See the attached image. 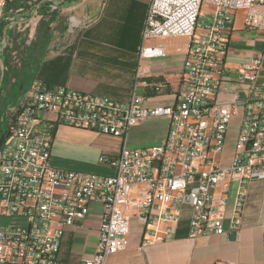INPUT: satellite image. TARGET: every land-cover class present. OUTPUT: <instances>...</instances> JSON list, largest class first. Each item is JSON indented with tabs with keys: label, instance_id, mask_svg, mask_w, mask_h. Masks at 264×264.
<instances>
[{
	"label": "built area",
	"instance_id": "obj_1",
	"mask_svg": "<svg viewBox=\"0 0 264 264\" xmlns=\"http://www.w3.org/2000/svg\"><path fill=\"white\" fill-rule=\"evenodd\" d=\"M9 1L0 0L6 30H28L33 37L26 18L20 17L15 25L12 14H3ZM50 9L57 10L58 5L51 4ZM240 10L247 29H264V0H150L138 59L163 57L165 48L159 39H188L180 89L170 104L145 106V98L135 89L127 98L115 99L33 78L14 110L1 107L0 125L8 133L0 144V218L24 219V223L0 224V264H68L60 254L64 228L83 221L92 204L101 208L95 250L79 264H104L108 255L124 247L132 207L148 236L143 244L171 239L183 206L190 209L191 237L221 235L226 233L224 208L233 190L231 228H237L246 184L264 179V52L239 69L245 98L234 96L224 104L214 100L216 75ZM55 26V20L48 22L49 30ZM82 28L76 19H69L65 38ZM13 41L6 32L1 36L0 65L3 56L17 59ZM256 90L259 95L253 97ZM239 108L243 114L235 150L230 164L221 166L214 157L223 149ZM159 116L168 118L161 142L138 148L125 145L130 128L140 119ZM60 125L121 139L116 152L97 157L111 172L54 166L52 144ZM137 187L138 195L133 197Z\"/></svg>",
	"mask_w": 264,
	"mask_h": 264
},
{
	"label": "crops",
	"instance_id": "obj_2",
	"mask_svg": "<svg viewBox=\"0 0 264 264\" xmlns=\"http://www.w3.org/2000/svg\"><path fill=\"white\" fill-rule=\"evenodd\" d=\"M35 0H19L31 4ZM150 0H72L59 4L54 20V30L48 28V41L42 29L31 59L36 67L34 79L51 85L68 86L78 90L115 99H125L135 89L144 98L145 106L166 105L174 102L181 85L182 61L188 48V39L174 36L159 39L164 48L163 57L138 59L137 52L146 10ZM21 9V7L19 8ZM26 11L23 10V12ZM21 12V11H20ZM12 14L14 24L20 17L29 22L37 21V12ZM76 19L86 29L78 45L69 51L63 49L65 28L69 19ZM244 13L237 11L228 38L214 100L230 103L234 96H247L246 86L238 82L239 69L257 54L264 52V29L249 30L244 26ZM7 20L0 12V25ZM71 39H74L71 38ZM54 42L51 45V42ZM145 82V84H144ZM259 90L253 97L259 95ZM241 108L232 117L223 149L216 154L215 162L228 166L235 150V143L242 122ZM168 118L145 117L133 125L125 145L130 148L155 145L166 134ZM104 135V134H102ZM109 145L102 146V153L116 152L122 141L104 135ZM57 133L52 144L51 162L57 163L62 152ZM112 143V144H111ZM99 154V155H100ZM106 167V166H105ZM111 172L109 168L106 167ZM139 188L132 190L136 197ZM234 191L229 193L224 208L225 234L189 235L190 209L183 206L174 236L143 244L144 225L134 215L132 207L130 232L122 249L107 256L104 264H264V179L246 184L245 197L239 223L233 221ZM101 208L92 204L88 216L72 226H66L61 239L60 254L68 264H79L82 258L93 255Z\"/></svg>",
	"mask_w": 264,
	"mask_h": 264
},
{
	"label": "rangeland",
	"instance_id": "obj_3",
	"mask_svg": "<svg viewBox=\"0 0 264 264\" xmlns=\"http://www.w3.org/2000/svg\"><path fill=\"white\" fill-rule=\"evenodd\" d=\"M38 22L39 20H33L29 22L31 33L33 35L31 38H29L28 30H26V32L10 31L14 37L12 48L17 50V59L15 57L9 56H7L9 59L6 58L8 70L10 71L9 83L6 87V93L10 94V96H13L14 93L18 91L15 86L23 78V73H25V59H27V53L30 54L29 57L31 58L35 43L38 41V37H36V28L38 27ZM85 31L86 29H77L70 38H65L62 44L63 49H67L68 51L70 49L73 50L74 47L78 45V39L85 33ZM73 37L74 39H71ZM9 40L11 41L12 39L9 38ZM53 44L54 42L52 41L51 45ZM7 47L9 46L7 45ZM1 96H3V94ZM12 96L10 105L14 106L15 108L17 102L20 100L21 95H18L19 99L17 101H14ZM56 133L57 138L59 139L58 141H61L60 148L62 152L59 155L57 163L52 161L54 166L85 172L103 173L108 171L104 165L97 162V157L101 152L102 146L104 147L109 145V141L104 137V135L87 129L76 128L67 125H60L57 128L55 134ZM21 223H24V219L12 217L0 218V224L15 225Z\"/></svg>",
	"mask_w": 264,
	"mask_h": 264
},
{
	"label": "trees",
	"instance_id": "obj_4",
	"mask_svg": "<svg viewBox=\"0 0 264 264\" xmlns=\"http://www.w3.org/2000/svg\"><path fill=\"white\" fill-rule=\"evenodd\" d=\"M70 1L72 0H35V1H32L31 4H28V3L21 4L19 3V0H11L8 2L7 7L5 11L3 12V14H7V13L17 14L20 11H21L20 13H22L23 16H26L27 11L31 13L35 11L38 14H41L42 18L38 22L37 32H39V30L42 29L45 40L47 42L48 37H49L48 22L50 20H54V17L57 11V10H51L50 5L51 4L59 5V4H64L65 2H70ZM20 7H21L20 11H17ZM25 9L26 11L23 12V10ZM6 26H7V22H4V24L0 25V38L3 35V33L6 32L8 34V37L14 40L13 34H11V32H8L6 30L7 29ZM7 51H8V48H7ZM26 53H27V50H26ZM29 55L30 54L27 53V57H26L27 59H25L26 66H25V73H23V76H22L23 78L15 86V88H17L18 91L14 93L13 96L11 95L14 98V101L17 99L18 95H21L23 93L24 88L35 77L36 67L34 65L33 60L29 57ZM9 72L10 71L8 70L6 57L3 56L2 62L0 65V110L2 109L1 107H4V109L6 108V110H14L13 106L10 105L12 98L10 94L6 93V87L9 83ZM44 84L51 86V84H47V83H44ZM2 94L3 96L5 94L7 95L3 97L1 96ZM19 106L20 105L18 104L17 107ZM7 133H8V130L6 129V126L0 125V144L3 142V140L7 136Z\"/></svg>",
	"mask_w": 264,
	"mask_h": 264
}]
</instances>
